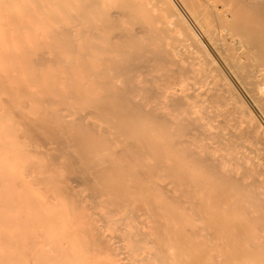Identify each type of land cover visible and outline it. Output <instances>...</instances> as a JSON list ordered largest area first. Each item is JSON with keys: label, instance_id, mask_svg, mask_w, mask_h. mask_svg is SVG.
Listing matches in <instances>:
<instances>
[{"label": "bare ground", "instance_id": "6f19581e", "mask_svg": "<svg viewBox=\"0 0 264 264\" xmlns=\"http://www.w3.org/2000/svg\"><path fill=\"white\" fill-rule=\"evenodd\" d=\"M0 264H264V0H0Z\"/></svg>", "mask_w": 264, "mask_h": 264}]
</instances>
